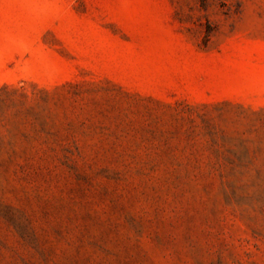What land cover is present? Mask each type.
<instances>
[{
  "label": "rangeland",
  "instance_id": "1",
  "mask_svg": "<svg viewBox=\"0 0 264 264\" xmlns=\"http://www.w3.org/2000/svg\"><path fill=\"white\" fill-rule=\"evenodd\" d=\"M0 264H264V0H0Z\"/></svg>",
  "mask_w": 264,
  "mask_h": 264
}]
</instances>
